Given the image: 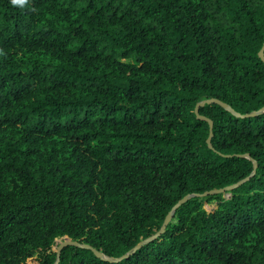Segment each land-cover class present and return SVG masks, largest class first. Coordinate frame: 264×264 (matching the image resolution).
Segmentation results:
<instances>
[{
  "label": "trees",
  "instance_id": "obj_1",
  "mask_svg": "<svg viewBox=\"0 0 264 264\" xmlns=\"http://www.w3.org/2000/svg\"><path fill=\"white\" fill-rule=\"evenodd\" d=\"M263 47L264 0H0V264H264Z\"/></svg>",
  "mask_w": 264,
  "mask_h": 264
},
{
  "label": "water",
  "instance_id": "obj_2",
  "mask_svg": "<svg viewBox=\"0 0 264 264\" xmlns=\"http://www.w3.org/2000/svg\"><path fill=\"white\" fill-rule=\"evenodd\" d=\"M259 55H260V56L263 58V60H264V47H263L262 50L260 51ZM213 101L217 102L216 100H213ZM220 103H221V105L224 106L225 108L230 109L229 106H228L227 104L222 103V102H220ZM256 166H257V165L254 164V168H256ZM243 182H245V180H242V181H240V182H238V183H236V184H234V185H230V186H227V187L222 188V189L213 190V191H211V192H224V191H228V190H231V189H233V188L238 187V186H239L240 184H242ZM188 198H189V196H186V197H184L183 199H181L179 202H177V204H175V206L173 207L172 211H171L170 214L167 216V218H166V220H165V222H164L163 227H166V225L169 223V221H170V219H171L173 213L175 212V210H176V209H177L182 203H184ZM66 245H79V244H78L77 242H75V241H71V240H69L68 238H65V240H64L63 242H61V243L58 245V247H57V251H58L57 261L59 260V254H60L61 249H62L64 246H66ZM82 246H83L84 248H91V246H89V245H82ZM95 254H96L98 257L103 256L101 252L96 251V250H95Z\"/></svg>",
  "mask_w": 264,
  "mask_h": 264
},
{
  "label": "rangeland",
  "instance_id": "obj_3",
  "mask_svg": "<svg viewBox=\"0 0 264 264\" xmlns=\"http://www.w3.org/2000/svg\"><path fill=\"white\" fill-rule=\"evenodd\" d=\"M204 207H205V209H207V210L213 209L214 207H216V202L213 201V202H211V203H207ZM64 240H65V239H63V238L58 239L57 244L63 242ZM55 249H56V247H55ZM30 262H32V261L30 260Z\"/></svg>",
  "mask_w": 264,
  "mask_h": 264
},
{
  "label": "clouds",
  "instance_id": "obj_4",
  "mask_svg": "<svg viewBox=\"0 0 264 264\" xmlns=\"http://www.w3.org/2000/svg\"><path fill=\"white\" fill-rule=\"evenodd\" d=\"M23 0H14V3H21Z\"/></svg>",
  "mask_w": 264,
  "mask_h": 264
}]
</instances>
